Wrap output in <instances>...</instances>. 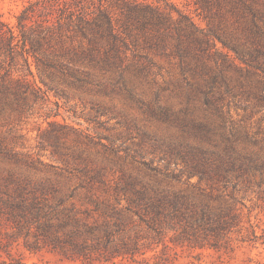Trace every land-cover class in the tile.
Here are the masks:
<instances>
[{
	"label": "trees",
	"instance_id": "trees-1",
	"mask_svg": "<svg viewBox=\"0 0 264 264\" xmlns=\"http://www.w3.org/2000/svg\"><path fill=\"white\" fill-rule=\"evenodd\" d=\"M192 3L206 27L171 3L160 6L139 0H29L17 15L16 27L0 17V106L9 94L26 93L12 86L13 81L27 84L32 77L34 91L65 99L74 92L91 106L95 120L102 114L116 118L124 129L121 133H132L137 119L102 96H121L124 103L144 107L150 116L179 119L208 139L213 138L209 132L217 136L214 149L198 145L185 153L180 150L185 165L178 172L170 173L168 163L154 166L152 160L142 159L140 149L131 152L130 147L124 152L136 163L132 169L116 166V161L85 165L89 187L114 196L109 202L88 191L79 201L101 208L108 218L101 224L90 223L89 211L77 207V187L62 193L66 183L60 180L1 169L0 213L7 210L18 221H36L44 236L59 228L75 252L84 254L87 246L92 247L106 260L133 257L140 251L141 223L159 237L163 229H180V237L191 246L215 248L238 225L242 204L238 193L249 188L250 175H258V186L264 184V137H249L245 127L228 116L230 102L225 109L224 100L236 93L237 84L243 92L248 86L242 80L232 85L226 68L245 65L247 75L259 76L264 91V6L258 0ZM150 52L176 59L175 80L165 85L156 80ZM173 96L180 103L184 100L183 107H173L168 101ZM199 99L204 110L216 111L212 122L207 116L186 113L199 107L194 104ZM108 167L120 171L111 182L104 176ZM181 174L197 176V184L185 189L169 184ZM202 181L209 189L201 187ZM48 189L50 195L44 193ZM123 197L126 203L118 208ZM134 214L139 225L125 227Z\"/></svg>",
	"mask_w": 264,
	"mask_h": 264
},
{
	"label": "rangeland",
	"instance_id": "rangeland-1",
	"mask_svg": "<svg viewBox=\"0 0 264 264\" xmlns=\"http://www.w3.org/2000/svg\"><path fill=\"white\" fill-rule=\"evenodd\" d=\"M29 0H0V17L10 26L16 27L17 15ZM153 5L163 6L165 2L175 5L180 10L190 14L199 27H206V22L195 9L192 0H139ZM264 6V0H258ZM150 57L155 62L156 80L162 85L169 80H175L178 75L176 59L150 52ZM8 60V57L6 58ZM19 63L21 58L18 57ZM9 62V61H8ZM240 69L227 66L226 73L231 78V84L237 80L245 82L248 86L243 91L236 85L234 95L229 94L224 100L228 116L232 122L245 127L249 137L257 139L264 137V91L263 83L259 76H249L245 73V65L240 64ZM32 70L35 72L34 66ZM1 72V71H0ZM262 76V75H260ZM17 74H13L16 78ZM236 77H239L236 79ZM37 83L42 85L38 78ZM27 84L19 85L15 81L14 87L25 89L24 95L9 94L0 106V169L3 173L14 171L38 179H57L65 182L62 193L69 192L74 187L77 207L80 211L88 210V221L101 224L105 218L103 211L94 209L92 204H80V199L88 191L106 199L114 201L111 191L90 188L85 165L89 167L116 161V166L121 165L132 169L136 163H131V158L125 155L124 149L130 147L140 149L142 159L152 160L154 166L163 168L168 163L169 172H178L184 167L185 162L179 151H189L191 147L202 145L214 149L217 136L209 132L211 139L206 138L202 131L191 127L189 123L183 125L180 120L167 121L162 118L150 116L135 104L124 103V98L102 96L105 102L114 103L117 108L127 111L131 117L137 119V126L132 133H121L124 129L116 123V118L100 115L95 120L91 106L71 93L67 99L56 97L50 92L43 95L32 89V77ZM7 82V78H6ZM249 89V90H248ZM258 100L262 102L259 103ZM173 107H183L184 100L180 103L177 96L168 100ZM196 109L190 107L186 113L191 116L203 118L207 116L212 122L217 118V113L210 108L204 110V103L197 100ZM203 107V108H202ZM194 111V114H193ZM219 137V136H218ZM110 146L119 148L111 151ZM187 159V157H186ZM142 168V165H139ZM135 170V169H134ZM174 170V171H173ZM94 171V170H93ZM137 171H133L136 174ZM104 176L110 182L120 176V171L105 169ZM251 182L247 190L238 193L242 199L240 205V220L225 238L218 241L215 247L191 246L181 237L180 229H163L161 236L155 235L147 225L141 223L137 214L125 224V227L139 225L138 242L140 251L133 257H113L105 259L92 247L85 248L84 254L75 252V245L70 242L63 230L53 229V234L44 236L36 221L18 218L10 212L0 213V264H264V184L257 185L258 175H250ZM198 177H186L181 174L168 180L173 187L185 189L197 184ZM201 187L209 189L205 181ZM44 193L50 195L48 189ZM126 198L117 204L123 207ZM69 201L66 202L68 206ZM79 214H83L80 213ZM55 236L59 239H53ZM51 238V239H50Z\"/></svg>",
	"mask_w": 264,
	"mask_h": 264
}]
</instances>
